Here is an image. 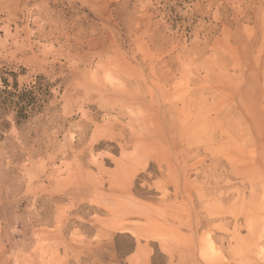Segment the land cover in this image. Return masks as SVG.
I'll return each instance as SVG.
<instances>
[{
  "label": "rangeland",
  "instance_id": "374dc122",
  "mask_svg": "<svg viewBox=\"0 0 264 264\" xmlns=\"http://www.w3.org/2000/svg\"><path fill=\"white\" fill-rule=\"evenodd\" d=\"M0 264H264V0H0Z\"/></svg>",
  "mask_w": 264,
  "mask_h": 264
},
{
  "label": "trees",
  "instance_id": "16d2710c",
  "mask_svg": "<svg viewBox=\"0 0 264 264\" xmlns=\"http://www.w3.org/2000/svg\"><path fill=\"white\" fill-rule=\"evenodd\" d=\"M4 83H5V85H8V86L10 85V83L7 80H4ZM12 86H13V88L16 89L18 87V82L16 81L15 84H13ZM24 99L25 98H23L22 96H19V99L17 101H10L11 103L8 101L7 102L12 104V105L16 104V106H18L20 103H22L24 101Z\"/></svg>",
  "mask_w": 264,
  "mask_h": 264
}]
</instances>
